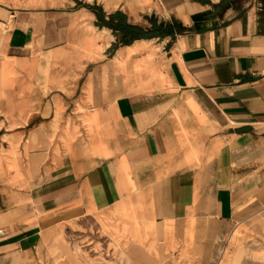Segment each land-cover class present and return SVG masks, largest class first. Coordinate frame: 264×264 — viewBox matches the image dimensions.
<instances>
[{
	"label": "crops",
	"instance_id": "1",
	"mask_svg": "<svg viewBox=\"0 0 264 264\" xmlns=\"http://www.w3.org/2000/svg\"><path fill=\"white\" fill-rule=\"evenodd\" d=\"M0 264H264V0H0Z\"/></svg>",
	"mask_w": 264,
	"mask_h": 264
},
{
	"label": "trees",
	"instance_id": "2",
	"mask_svg": "<svg viewBox=\"0 0 264 264\" xmlns=\"http://www.w3.org/2000/svg\"><path fill=\"white\" fill-rule=\"evenodd\" d=\"M116 16H118V19L116 21H113ZM108 22L111 24L112 27L119 30L121 34V41L123 42H128L134 37L144 35L141 28L134 24L128 23L125 19V16L120 12L111 15V18Z\"/></svg>",
	"mask_w": 264,
	"mask_h": 264
},
{
	"label": "rangeland",
	"instance_id": "3",
	"mask_svg": "<svg viewBox=\"0 0 264 264\" xmlns=\"http://www.w3.org/2000/svg\"><path fill=\"white\" fill-rule=\"evenodd\" d=\"M118 19V16H116V18L113 21H116ZM114 28V27H113ZM115 29V28H114ZM117 30V29H116ZM117 32L119 33V38L121 39V34L119 32V30H117Z\"/></svg>",
	"mask_w": 264,
	"mask_h": 264
}]
</instances>
